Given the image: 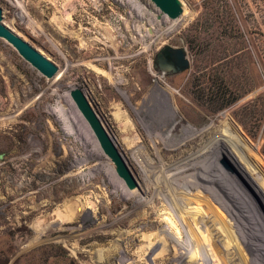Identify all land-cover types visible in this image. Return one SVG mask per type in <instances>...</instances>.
<instances>
[{
  "label": "rangeland",
  "instance_id": "374dc122",
  "mask_svg": "<svg viewBox=\"0 0 264 264\" xmlns=\"http://www.w3.org/2000/svg\"><path fill=\"white\" fill-rule=\"evenodd\" d=\"M179 1L173 20L151 0H0L3 25L59 69L46 78L0 38V264H264V186L222 137L231 130L264 177V13L254 0ZM167 47L185 50L188 70H160Z\"/></svg>",
  "mask_w": 264,
  "mask_h": 264
},
{
  "label": "water",
  "instance_id": "95a60500",
  "mask_svg": "<svg viewBox=\"0 0 264 264\" xmlns=\"http://www.w3.org/2000/svg\"><path fill=\"white\" fill-rule=\"evenodd\" d=\"M157 8L168 18L177 20L183 14V6L179 0H151ZM0 38L10 44L22 58L34 67L39 73L48 79H53L58 73V67L49 60L42 52L34 48L14 31L3 25V10L0 8ZM160 70L167 73L178 74L189 69L190 61L184 49H173L167 47L158 55ZM70 96L77 109L99 143L103 153L111 160L115 167L117 176L124 182L131 192L140 189L132 171L128 167L121 152L111 139L105 126L95 112L87 96L80 88L70 92Z\"/></svg>",
  "mask_w": 264,
  "mask_h": 264
},
{
  "label": "bare ground",
  "instance_id": "6f19581e",
  "mask_svg": "<svg viewBox=\"0 0 264 264\" xmlns=\"http://www.w3.org/2000/svg\"><path fill=\"white\" fill-rule=\"evenodd\" d=\"M12 30V29H11ZM13 31V30H12ZM17 34V33H16ZM19 35V34H18ZM20 36V35H19ZM96 69V68H95ZM98 72V70H97ZM102 74V72H101ZM107 74V73H106ZM59 75V74H58ZM105 76V75H104ZM110 76V75H109ZM108 76V77H109ZM59 77V76H58ZM107 78V77H106ZM92 95V94H91ZM66 102H70L69 97L66 96ZM65 101V100H64ZM69 105V104H68ZM70 107V106H69ZM56 112L61 113L63 116H69V111L66 109V107L63 105L62 107L56 109ZM70 117V116H69ZM124 118L123 114H121L120 112L117 114H115V121L116 122H121L122 119ZM125 125V124H124ZM128 125V124H126ZM125 128V127H123ZM130 129H132L130 127ZM126 131V130H125ZM220 137H221V133ZM222 137H223V141L226 142L228 144V148L231 151L232 156L234 154H237V157L240 158L244 164L247 166L246 168H248L250 171H252L254 173V176L257 177L258 182L264 186V177H263V173L261 171V169L255 164V162L250 158V156L247 154L246 150L243 149L241 143L238 141V139L236 138V136L231 132V130L229 129H224L222 131ZM129 138H124V140L126 141ZM236 152V153H235ZM235 156V155H234ZM242 165V163H241ZM123 192H127V190L125 189V187L122 188ZM131 193H135V192H131ZM90 203V202H89ZM81 204V203H80ZM88 204V203H87ZM85 206V205H84ZM92 206V205H91ZM90 206V207H91ZM151 206V205H150ZM88 207V206H87ZM78 208H80L81 212H82V205L79 206ZM94 208V207H93ZM92 208V209H93ZM85 209V208H84ZM71 211V210H69ZM76 215V211L75 212H69V216L67 217V219L72 220L74 219L73 217ZM160 221L163 223H166V229H164V231L167 233L170 232V234H172L177 240L181 241L183 239L184 236V232L181 229V225L179 224L178 219L175 217H173L172 214L167 213L166 215L161 214L160 215ZM88 234V233H87ZM185 238V237H184ZM187 255V252H182V255ZM179 258L178 257V262H179ZM225 262V261H224Z\"/></svg>",
  "mask_w": 264,
  "mask_h": 264
},
{
  "label": "trees",
  "instance_id": "16d2710c",
  "mask_svg": "<svg viewBox=\"0 0 264 264\" xmlns=\"http://www.w3.org/2000/svg\"><path fill=\"white\" fill-rule=\"evenodd\" d=\"M254 2H255L256 9L259 10L260 13H264V0H254ZM214 3H215V0H211L210 4H212V5H209V7H208L209 10L211 9L212 11H215V8L213 6Z\"/></svg>",
  "mask_w": 264,
  "mask_h": 264
},
{
  "label": "flooded vegetation",
  "instance_id": "af4514ba",
  "mask_svg": "<svg viewBox=\"0 0 264 264\" xmlns=\"http://www.w3.org/2000/svg\"><path fill=\"white\" fill-rule=\"evenodd\" d=\"M171 72V71H170Z\"/></svg>",
  "mask_w": 264,
  "mask_h": 264
}]
</instances>
